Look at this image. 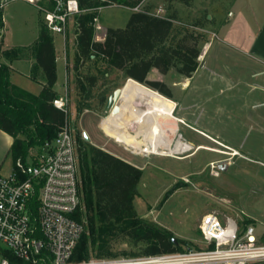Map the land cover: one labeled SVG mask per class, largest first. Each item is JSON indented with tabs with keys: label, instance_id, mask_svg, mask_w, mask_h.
Listing matches in <instances>:
<instances>
[{
	"label": "rangeland",
	"instance_id": "rangeland-1",
	"mask_svg": "<svg viewBox=\"0 0 264 264\" xmlns=\"http://www.w3.org/2000/svg\"><path fill=\"white\" fill-rule=\"evenodd\" d=\"M230 2L191 0L189 5H185L176 0H144L139 6V10L159 16L176 15L173 33L165 46L175 43L186 33L199 38L201 54L196 81L209 77L211 85L196 93L199 101L189 104V110L184 111L185 117L182 118L184 122H180L179 112H175L178 132L192 146L178 154L179 158L134 153L133 149H126L123 143L104 132L100 120L111 117L115 104L114 100L110 105L109 99L118 88L125 86L128 78L124 72L109 67L104 61L92 64L77 59L80 14L69 19L64 35V51L72 64L67 84L68 123L80 141V160L86 156L90 158L92 147L96 145L134 161L143 169L134 198L136 216L173 232L174 238L183 241L185 250L204 246L199 225L203 215L210 212L220 217L232 215L241 224L253 219L258 225H264V72L253 75L254 70L264 69V64L248 55L242 46L228 44L221 41V36H216L215 31L223 22L222 14ZM133 11V7L111 4L102 8L92 7L81 14L93 15L89 23L95 29V37L104 40L108 28L126 27ZM40 22H46V12L37 4L28 0H11L4 8L6 45L34 42ZM55 38L62 50L63 35L55 33ZM34 44L28 49L18 47V53H29ZM151 73L176 94L184 86L182 82L187 81L176 68L166 74L157 68ZM93 74L98 77L95 86L86 79ZM77 76H80V81H77ZM250 83L257 85L251 92ZM123 120L121 116L114 118L120 124ZM86 129L91 140L84 138ZM21 136L28 137L26 133ZM203 145L223 152L199 148ZM44 151L45 145L32 146L27 161L36 160ZM11 161L10 158L9 165ZM214 163L217 167H213ZM224 164L226 166L222 168ZM84 223L87 228L89 221L85 215ZM109 244L111 256L95 255L92 258L142 256L143 247L133 246L121 235H112ZM250 264H264V260Z\"/></svg>",
	"mask_w": 264,
	"mask_h": 264
},
{
	"label": "trees",
	"instance_id": "trees-1",
	"mask_svg": "<svg viewBox=\"0 0 264 264\" xmlns=\"http://www.w3.org/2000/svg\"><path fill=\"white\" fill-rule=\"evenodd\" d=\"M143 1L79 0L81 8L111 4L135 8ZM176 1L189 5L191 0ZM92 17V14H80L78 17L79 61L92 64L104 61L109 67L124 72L127 78L146 83L167 96H171V91L164 82L148 80L152 68L163 74L176 68L182 75L191 77L200 65L197 35L186 33L175 43L164 45L174 30L176 15L173 13L159 16L147 10H135L126 27L108 28L103 41L95 37V29L89 23ZM4 26V8H0V34ZM31 52L36 58L32 76L39 81L42 72L44 81L38 95L12 85L10 67L0 61V128L14 137L11 147L13 161L17 158L27 160L30 148L54 139L67 120L65 112L53 104L57 97L54 90L57 82L55 43L46 22H40L39 39ZM5 53L12 58L20 55L17 49ZM86 79L92 86L98 81L95 74L86 76ZM77 81H80V76H77ZM25 133L28 137L21 136ZM78 153L80 193L86 212L83 210L76 217L84 221L85 215L89 223L72 260H88L95 255L111 256L109 241L112 235L117 234L133 246L141 245V255L185 251L183 241L173 240V232L136 216L134 198L143 176L142 168L97 146L92 147L90 158L86 156L80 160V141ZM250 221L245 220L243 224Z\"/></svg>",
	"mask_w": 264,
	"mask_h": 264
},
{
	"label": "built area",
	"instance_id": "built-area-1",
	"mask_svg": "<svg viewBox=\"0 0 264 264\" xmlns=\"http://www.w3.org/2000/svg\"><path fill=\"white\" fill-rule=\"evenodd\" d=\"M10 1L0 0V8ZM28 1L46 12L50 31L63 36L69 19L90 9L81 8L79 0H46L47 4L44 0ZM53 104L67 116L57 136L45 143L44 153L36 160L17 158L10 174H0V264H250L264 260V226L253 220L241 224L232 215L220 217L214 212L201 219L204 246L199 249L72 260L86 227L76 217L84 205L79 141L68 123L67 86ZM213 167H217L215 163Z\"/></svg>",
	"mask_w": 264,
	"mask_h": 264
},
{
	"label": "crops",
	"instance_id": "crops-1",
	"mask_svg": "<svg viewBox=\"0 0 264 264\" xmlns=\"http://www.w3.org/2000/svg\"><path fill=\"white\" fill-rule=\"evenodd\" d=\"M221 19L223 20V22L216 29L215 31L216 36L218 37L221 36L222 38L221 41H224L228 44L242 46L241 48H243V50L248 55L252 56L255 59L257 58V61L264 64V0H231L228 8L222 14ZM5 29L6 28L4 26L0 34V43H1L0 61L3 63H6L10 67L11 83L12 85L17 86L33 95H38L43 88L44 81L42 77V72H40L39 81L35 80L32 76V70L36 63V58L32 54L31 50L27 54L20 53L19 57L17 58H12L10 56H7L5 52L10 51L12 49H17L18 47H23L26 49L31 47L39 39L40 25L38 24V32L36 33V38L34 42L28 43L26 41H22L20 43H15L11 46L9 45L7 46L5 43V34H6ZM53 37H54V43H55V56H56V67H57V82L55 84L54 90L56 91L57 96H58L64 92L65 87L68 84V81L70 79V72H71L70 68L72 67V64L69 63L71 61L69 60L67 53L64 51L65 43H66L64 36H63V47H62L63 51L61 50V47L58 41H56L55 33H53ZM98 41H103V40H98ZM204 56H205V53H204ZM94 57L95 56L93 55L92 58ZM153 69H156V68H152L151 70ZM198 70H199V67L193 73L191 77H186L180 73L184 78H186L185 80L187 81L182 82L184 86L180 87V92L178 94H176L171 88H170L171 96H167L162 93L163 95L172 99L175 102L176 109L174 112L176 111L179 112L180 122H181V119L182 118L184 119L185 117L184 111L189 110V107H190L189 104L192 102L193 104H195L196 102L199 101V97L196 96L198 94L197 92L199 91V89L205 88V86L207 88H210L211 84L209 85L210 83L208 80L209 77H204V78L202 77L201 81H196V74ZM263 72H264V69L254 70L253 75H258ZM147 78L148 80H157V77L155 76V74L152 75L151 71L148 73ZM174 85L176 84H173V86ZM256 86L257 85L250 83L249 92L255 89ZM189 96L191 97V99L188 100ZM111 99L112 98L109 99L110 105H112ZM94 117L97 118V116L95 115ZM104 120H105L104 118L102 119V121L100 120L103 130H104V125H103ZM174 123L177 125V129H178L177 131H179V125L177 124L176 121ZM86 133L88 134L87 129H86ZM105 133L111 138L116 139L112 137L110 134H108L107 132ZM207 137H211V136L207 135ZM89 138L91 140L90 136ZM210 139H214V138L211 137ZM13 142H14V137L8 132L0 128V174L8 175L11 173L13 169L14 161L11 155V147L13 145ZM100 148L105 149L113 153L114 155L121 157L133 163L134 165H136L134 161H132L131 159L127 157L120 155L117 152L109 150L103 146L102 147L100 146ZM10 158L12 160L11 165H9V162H8ZM250 220L252 221L253 219H250Z\"/></svg>",
	"mask_w": 264,
	"mask_h": 264
},
{
	"label": "bare ground",
	"instance_id": "bare-ground-1",
	"mask_svg": "<svg viewBox=\"0 0 264 264\" xmlns=\"http://www.w3.org/2000/svg\"><path fill=\"white\" fill-rule=\"evenodd\" d=\"M175 109L172 99L129 78L115 100L112 117L105 119L104 130L134 152L146 151L179 158L178 154L190 150L192 146L182 138L175 139L179 136L174 123L177 119ZM119 116L124 119L122 124L114 121ZM199 148L223 152L205 145Z\"/></svg>",
	"mask_w": 264,
	"mask_h": 264
},
{
	"label": "water",
	"instance_id": "water-1",
	"mask_svg": "<svg viewBox=\"0 0 264 264\" xmlns=\"http://www.w3.org/2000/svg\"><path fill=\"white\" fill-rule=\"evenodd\" d=\"M120 91H121V88H118V89L114 92V95H113V97H112V99H111V103H113V101L117 99V97H118L119 94H120ZM84 138H85L86 140H90L89 135H88L86 132L84 133ZM225 166H226V165L224 164V165L222 166V168H225ZM173 240H174L175 242H178L176 238H173Z\"/></svg>",
	"mask_w": 264,
	"mask_h": 264
}]
</instances>
